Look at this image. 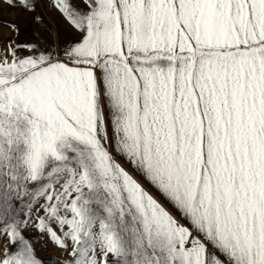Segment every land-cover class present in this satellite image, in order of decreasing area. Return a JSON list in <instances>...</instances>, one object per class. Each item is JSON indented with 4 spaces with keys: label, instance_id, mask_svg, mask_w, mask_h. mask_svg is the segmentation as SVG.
<instances>
[{
    "label": "snow or ice",
    "instance_id": "1",
    "mask_svg": "<svg viewBox=\"0 0 264 264\" xmlns=\"http://www.w3.org/2000/svg\"><path fill=\"white\" fill-rule=\"evenodd\" d=\"M5 7L0 264H264V0Z\"/></svg>",
    "mask_w": 264,
    "mask_h": 264
},
{
    "label": "rangeland",
    "instance_id": "2",
    "mask_svg": "<svg viewBox=\"0 0 264 264\" xmlns=\"http://www.w3.org/2000/svg\"><path fill=\"white\" fill-rule=\"evenodd\" d=\"M0 19L3 21H14L21 27V39H24L27 34L32 30V25L30 24V18L27 14L18 13L14 10H9L7 7L0 12ZM51 20V17L49 18ZM54 23V21H52ZM5 35L10 36L11 32L7 28H2Z\"/></svg>",
    "mask_w": 264,
    "mask_h": 264
}]
</instances>
